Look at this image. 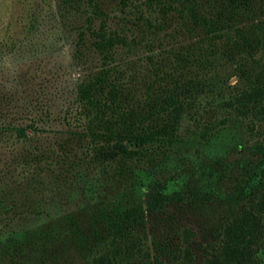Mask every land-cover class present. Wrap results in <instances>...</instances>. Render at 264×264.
Instances as JSON below:
<instances>
[{
    "label": "trees",
    "instance_id": "trees-1",
    "mask_svg": "<svg viewBox=\"0 0 264 264\" xmlns=\"http://www.w3.org/2000/svg\"><path fill=\"white\" fill-rule=\"evenodd\" d=\"M113 1L65 0L81 20L75 77L59 101L0 113V143L10 141L0 264H198L192 229L162 237L151 226L170 206L210 202L209 193L141 190L136 177L151 181L183 146L186 118L202 140L234 119L250 131L264 121V0ZM42 12L29 13L26 37ZM249 150L256 163L233 191L243 202L200 264H261L264 139Z\"/></svg>",
    "mask_w": 264,
    "mask_h": 264
},
{
    "label": "rangeland",
    "instance_id": "rangeland-1",
    "mask_svg": "<svg viewBox=\"0 0 264 264\" xmlns=\"http://www.w3.org/2000/svg\"><path fill=\"white\" fill-rule=\"evenodd\" d=\"M102 1L107 6L114 2ZM38 7L43 11L42 21L38 30L26 37L29 13L37 11ZM79 21V16L65 0H0V113L10 115V106L19 108L42 100L48 103L53 97L59 101V89L70 83L69 76L75 77L71 53ZM14 41L15 46L10 48ZM234 81L232 77L230 82ZM194 127L190 119H184L183 146L158 166L151 181L146 182V174H143L136 177L135 183L141 190L155 186L165 191L196 188L209 193L210 202L170 206L158 218L161 222L151 226L155 235L162 237L173 233V228L178 226L192 229L195 232L192 246L200 264L205 248L214 244V236L224 219L243 202L240 196L233 194L234 187L256 163L249 148L255 141L264 139V121L255 124L250 131L248 120L234 119L220 125L206 140L195 134ZM6 141L0 143V171L8 170L4 163L10 156V141ZM200 167L206 168L208 173L203 181ZM250 171L255 172L257 168ZM254 223L258 234L262 235L263 220L256 216ZM255 250L258 260L264 264L262 236Z\"/></svg>",
    "mask_w": 264,
    "mask_h": 264
}]
</instances>
